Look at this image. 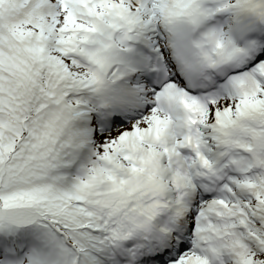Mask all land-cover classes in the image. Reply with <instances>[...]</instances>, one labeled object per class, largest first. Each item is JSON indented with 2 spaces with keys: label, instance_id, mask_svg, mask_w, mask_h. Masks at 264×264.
Segmentation results:
<instances>
[{
  "label": "snow or ice",
  "instance_id": "1",
  "mask_svg": "<svg viewBox=\"0 0 264 264\" xmlns=\"http://www.w3.org/2000/svg\"><path fill=\"white\" fill-rule=\"evenodd\" d=\"M0 264H264V0H0Z\"/></svg>",
  "mask_w": 264,
  "mask_h": 264
}]
</instances>
